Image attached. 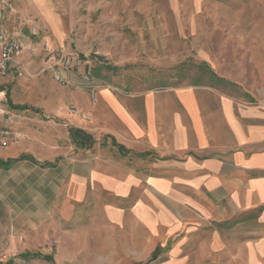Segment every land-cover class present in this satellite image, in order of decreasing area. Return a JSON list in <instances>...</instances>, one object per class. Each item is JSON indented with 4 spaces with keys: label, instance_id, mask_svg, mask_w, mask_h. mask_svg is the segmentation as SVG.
I'll list each match as a JSON object with an SVG mask.
<instances>
[{
    "label": "crops",
    "instance_id": "1",
    "mask_svg": "<svg viewBox=\"0 0 264 264\" xmlns=\"http://www.w3.org/2000/svg\"><path fill=\"white\" fill-rule=\"evenodd\" d=\"M9 1L5 24L21 42L26 28L32 35L34 26L36 39H47L58 54L80 55L68 42L71 27L84 22L65 5L24 0L15 6ZM109 9L118 17L108 25L156 28V39L175 28L165 35L168 41L187 40V54L202 59L206 74L227 88L211 83L129 93L99 86L94 104L88 87L74 88L73 103L93 117L91 130L76 117L63 118L49 132L38 126L29 146L31 157L50 163L48 171L59 175L54 185L66 191L63 212L69 205H83L89 188L111 199L122 187L129 193L144 178L163 199L173 185V204L183 214L188 209L187 219L198 212L204 217L207 227L188 230L189 255L199 257L194 264H209L205 260L215 250L234 251L233 264H245L251 252L258 257L264 250V1L114 0ZM75 130L90 138L84 146L77 145ZM153 155H162L158 162L172 160V181L147 174L139 180L133 174L134 156L145 162ZM102 208L108 212L111 207Z\"/></svg>",
    "mask_w": 264,
    "mask_h": 264
},
{
    "label": "rangeland",
    "instance_id": "2",
    "mask_svg": "<svg viewBox=\"0 0 264 264\" xmlns=\"http://www.w3.org/2000/svg\"><path fill=\"white\" fill-rule=\"evenodd\" d=\"M11 1L15 6L24 4V0ZM57 2L65 5L75 19L84 22L82 26L71 27L68 46L92 60L98 86L129 93L211 83L219 89L227 88L226 84L206 74L200 65L204 62L202 59L187 54V40L178 43L169 38L168 41L166 36L173 30L176 32L175 28H167L170 32L160 33L162 37L156 39V28L108 25L111 19L118 17L109 9L114 0ZM92 4L100 5L101 10L94 11ZM184 30L186 32L187 28ZM26 31L22 42L28 48L25 78L0 82V89L6 93L4 107L20 120L18 142L0 148V264L197 263L198 255L193 259L187 248L188 230L196 226L204 228V217L198 212V217L187 219V208L185 214L176 209L173 185L163 199L151 187L147 188L144 178L140 180V174H147L155 178L165 176L172 181L171 159L158 162L157 158L162 155H153L148 161L140 162L138 156H134L131 167L141 183L131 186L127 194L126 188H120L126 197L122 192L109 199L98 193L99 188H96L99 196L89 188L83 205H69L67 212H63L66 191L59 183L54 185L59 175L48 171L50 163L35 164L22 159L24 155L30 156L32 136L41 124L47 127V131L41 130L43 133L49 132L52 124H59L63 118L76 117L83 126L89 124L85 126L89 130L93 124L92 115L73 103L74 88L61 85L50 73H43L44 41L32 36L29 28ZM178 48L182 49V54L174 53ZM87 101L90 102V96ZM71 107L78 109L82 116H90L91 121L69 115L67 111ZM102 156L118 157L104 153ZM102 206L111 208L106 212ZM227 246L231 248L232 244ZM233 254L234 251L215 250L205 261L233 264L230 261ZM253 255L251 252L246 257L245 264H264V250H260L258 257L253 258Z\"/></svg>",
    "mask_w": 264,
    "mask_h": 264
},
{
    "label": "built area",
    "instance_id": "3",
    "mask_svg": "<svg viewBox=\"0 0 264 264\" xmlns=\"http://www.w3.org/2000/svg\"><path fill=\"white\" fill-rule=\"evenodd\" d=\"M6 0H0V82L26 76V54L28 48L20 41L17 33L13 32L5 24ZM36 30H33V35ZM44 54L43 73H50L52 77L63 86L76 88L86 86L91 91V100L96 102L94 90L99 86L94 79V66L87 56L78 54H57L47 39L43 40ZM73 74L77 82L69 75ZM5 92L0 89V148L18 142L17 129L20 125L19 117L12 114L6 107ZM67 113L71 116H79L84 121H91L90 116H82L80 111L71 107Z\"/></svg>",
    "mask_w": 264,
    "mask_h": 264
},
{
    "label": "trees",
    "instance_id": "4",
    "mask_svg": "<svg viewBox=\"0 0 264 264\" xmlns=\"http://www.w3.org/2000/svg\"><path fill=\"white\" fill-rule=\"evenodd\" d=\"M73 133V136L75 138V141L77 143L78 146H84L85 143H87L89 141L90 138L84 136V133L83 132H80L78 130H75L72 132ZM23 160H28V161H31L35 164H39L38 161H36L33 157L31 156H27V155H24L22 157ZM49 165V164H48ZM51 165V164H50Z\"/></svg>",
    "mask_w": 264,
    "mask_h": 264
}]
</instances>
